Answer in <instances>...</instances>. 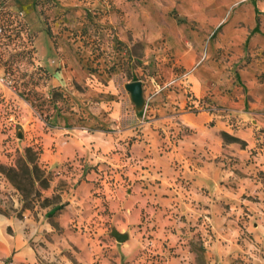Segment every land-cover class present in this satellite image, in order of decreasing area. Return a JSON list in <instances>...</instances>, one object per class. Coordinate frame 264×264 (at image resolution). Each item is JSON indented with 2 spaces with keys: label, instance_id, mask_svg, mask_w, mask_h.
<instances>
[{
  "label": "rangeland",
  "instance_id": "obj_1",
  "mask_svg": "<svg viewBox=\"0 0 264 264\" xmlns=\"http://www.w3.org/2000/svg\"><path fill=\"white\" fill-rule=\"evenodd\" d=\"M178 1L0 0V217L20 240L0 264H264V167L250 168L258 192L236 167L212 193L200 189L213 199L185 204L189 178L151 175L150 153L132 146L154 120L163 148L174 145L189 130L181 112L219 107L189 90L188 74L205 55L187 67L180 47L228 44L224 27L245 1L217 11L218 0H204L195 16ZM231 51L218 50L225 68ZM136 79L141 106L126 88ZM107 138L115 145L103 150L98 141ZM29 155L46 182L28 177Z\"/></svg>",
  "mask_w": 264,
  "mask_h": 264
},
{
  "label": "crops",
  "instance_id": "obj_2",
  "mask_svg": "<svg viewBox=\"0 0 264 264\" xmlns=\"http://www.w3.org/2000/svg\"><path fill=\"white\" fill-rule=\"evenodd\" d=\"M203 1L179 0L178 7L182 14L195 16L199 14ZM230 1L234 0H218L215 10L225 11ZM244 1L240 8L233 9L224 27L223 35L228 44H186L184 48L180 47L179 61L187 67L205 55L204 62L189 69L187 81L195 96L210 94L219 106L217 111L181 112L180 117L188 124L189 130L178 143L167 148L161 145L166 137L157 129L158 120L144 124V139L132 141L138 154L150 153L146 160L150 163L151 175L171 180L181 173L189 178L192 187L187 200H183L185 204L195 198L213 199L200 189L208 188L212 193L224 184L223 181L234 177L236 167L248 171V179L241 180L242 184L247 183L248 189L258 192L262 183L250 168L264 167V146L259 143L264 138V0ZM260 11L263 13L259 18ZM221 47L232 50L226 68L218 55ZM247 54L250 56L243 59L244 64L235 67ZM226 70L233 72L232 77L225 74ZM186 91L184 88L178 94L181 102L187 100ZM221 131L236 135L245 143L227 142ZM257 131L261 133L257 134ZM114 145L113 139L98 141L103 150ZM224 186L226 193L232 192L228 185ZM257 207L256 204L250 205L251 209ZM10 221L0 217V254L2 252L3 256L14 251L20 242L18 234L6 230Z\"/></svg>",
  "mask_w": 264,
  "mask_h": 264
},
{
  "label": "trees",
  "instance_id": "obj_3",
  "mask_svg": "<svg viewBox=\"0 0 264 264\" xmlns=\"http://www.w3.org/2000/svg\"><path fill=\"white\" fill-rule=\"evenodd\" d=\"M49 33L52 34V31L50 29H49ZM40 67L49 73V70L46 67H44V66H40ZM54 92L57 93V95L62 94V91L59 89H55ZM31 102L33 105L39 106L40 105L39 103H41V105H42L43 100L39 103H35V100L32 99ZM41 109H42V111H40V113L43 114L44 111H43L42 106H41ZM27 151H32V148L28 147ZM28 161L26 160L25 166H26V170L28 171V177L30 178V180L35 182V180L41 178L42 182H46L47 181V175L45 174V169H42L41 167H39L37 161L35 159H33L30 155L28 156ZM31 165H32V167H31ZM12 169H14V168L12 167ZM36 170L40 171V173L39 172L36 173L35 172ZM261 172L264 173V170H261ZM63 206H64V202H59V203L55 204V206L50 210V213L55 212L56 210L62 208Z\"/></svg>",
  "mask_w": 264,
  "mask_h": 264
},
{
  "label": "water",
  "instance_id": "obj_4",
  "mask_svg": "<svg viewBox=\"0 0 264 264\" xmlns=\"http://www.w3.org/2000/svg\"><path fill=\"white\" fill-rule=\"evenodd\" d=\"M126 88L131 93L132 100L136 105L141 106L144 103L143 83L141 79L132 80L126 83ZM113 234L119 241H123L127 238V234L114 230Z\"/></svg>",
  "mask_w": 264,
  "mask_h": 264
},
{
  "label": "built area",
  "instance_id": "obj_5",
  "mask_svg": "<svg viewBox=\"0 0 264 264\" xmlns=\"http://www.w3.org/2000/svg\"><path fill=\"white\" fill-rule=\"evenodd\" d=\"M1 29V28H0Z\"/></svg>",
  "mask_w": 264,
  "mask_h": 264
}]
</instances>
